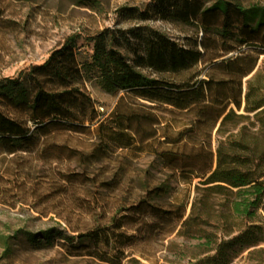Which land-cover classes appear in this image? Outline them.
I'll list each match as a JSON object with an SVG mask.
<instances>
[{
  "label": "rangeland",
  "instance_id": "rangeland-1",
  "mask_svg": "<svg viewBox=\"0 0 264 264\" xmlns=\"http://www.w3.org/2000/svg\"><path fill=\"white\" fill-rule=\"evenodd\" d=\"M150 1L0 0V81L22 79L72 35L79 36L75 47L81 53V62L92 53L87 38L104 29L149 25L183 45L193 44L203 35L196 24L160 20L143 23L136 17L118 14L120 8L143 9ZM201 1H206V7L215 2ZM243 4L264 5V0H243ZM218 22L208 18L209 24ZM207 37L211 42L217 40L213 33ZM230 47L233 51L223 55L224 49L214 43L209 53L223 55L220 59L245 56V62L256 60L253 72L243 80V91L246 92L250 82L255 95L264 100V32L241 50L235 43ZM207 66L208 63L201 62L181 77L186 81L204 79ZM80 85L93 100L101 118H107L119 96L103 92L95 78L83 76ZM123 104L150 112L161 122L159 133L149 147L132 150L110 147L106 153L99 150L96 154L100 142L92 132L52 133L28 151L11 154L0 146V264H199L200 259L212 255L207 251L215 242L227 240L250 226L257 228L255 231L263 240L238 251L228 264H264V205L255 211L252 220L235 215L232 201L238 199L233 194L211 193L199 179L188 183L179 176V171L168 170L158 158L157 153L172 148L164 143V137L172 138L188 127L193 114L165 106L149 108L151 104L127 97ZM236 114L245 113L241 108ZM238 122V128L247 125L255 129L251 126L252 119ZM218 140L214 130L209 140L213 151ZM199 143L198 136L196 146ZM191 147L189 144L188 148ZM162 183L170 185V192L155 204L161 210L185 206L186 216L192 212L200 236L188 238L180 233L175 221L163 222L148 214L145 220L154 223L153 228L144 226L135 232L138 224L130 220L113 235L107 231L108 237L102 236L98 242L70 241L78 233L108 225L121 206L128 207L144 195L145 187ZM47 231H50L48 239L43 237ZM129 235L134 237L128 239Z\"/></svg>",
  "mask_w": 264,
  "mask_h": 264
},
{
  "label": "trees",
  "instance_id": "trees-1",
  "mask_svg": "<svg viewBox=\"0 0 264 264\" xmlns=\"http://www.w3.org/2000/svg\"><path fill=\"white\" fill-rule=\"evenodd\" d=\"M205 2L151 0L143 9L118 11L121 16L136 17L143 23L160 20L196 24L203 35L193 44L183 45L149 25L104 29L87 38L92 53L81 62V53L75 47L79 36L72 35L22 79L0 81V146L11 154L28 151L52 133L92 132L100 142L96 154L99 150L106 153L110 147L127 150L149 147L161 122L141 108L125 107V97L145 101L152 105L149 108L165 106L172 111H186L193 114L189 126L172 138L166 135L164 143L172 148L157 153L163 166L179 171V176L188 183L199 179L211 193L233 194L238 199L232 201L234 214L254 219L255 211L264 205V100L255 95L250 82L244 92L243 80L253 72L256 60L245 62V56L220 58L233 51L231 43L241 50L264 32V5L215 0L206 7ZM209 17L219 22L209 24ZM209 33L217 36L213 43L207 37ZM214 43L224 49L223 55L209 53ZM201 62L208 63L206 78L186 81L181 77ZM217 75L222 77L217 79ZM83 76L95 78L103 92L119 96L107 118H101L93 100L81 87ZM241 108L245 114H236ZM250 119L255 129L247 125L238 128V121ZM214 130L219 138L215 151L209 141ZM226 133L229 135L223 139ZM198 136L201 143L196 146ZM94 154L91 156L95 157ZM170 188L167 183L145 187L144 195L128 207L121 206L108 225H97L70 241L98 242L102 236L108 237L107 231L113 235L130 220L138 224L135 232L144 226L153 228L154 223L145 220L148 214L163 222L175 221L180 233L188 238L200 236V228L195 227L192 212L186 216L185 206L161 210L155 204ZM120 213L123 214L117 217ZM255 229L250 226L227 240L215 242L207 251L212 255L198 263L228 264L238 251L263 240ZM49 236L50 231L43 233L44 238ZM132 237L129 235L128 239ZM207 243L210 245L211 241Z\"/></svg>",
  "mask_w": 264,
  "mask_h": 264
}]
</instances>
